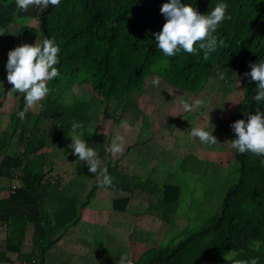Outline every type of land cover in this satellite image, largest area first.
<instances>
[{
    "label": "rangeland",
    "instance_id": "1",
    "mask_svg": "<svg viewBox=\"0 0 264 264\" xmlns=\"http://www.w3.org/2000/svg\"><path fill=\"white\" fill-rule=\"evenodd\" d=\"M41 9L33 5L22 11L15 0H0L1 173L15 175L11 166L21 158L31 162L29 173L34 175L45 173L50 163L57 165L67 174L77 175V183L88 187L90 195L94 193L97 204L110 201V222L121 228L118 237L109 239L121 241V254L126 251L135 261L144 254L163 253L166 243L201 220V212L216 209L225 184L234 178L230 124L243 113L240 87L230 72L214 69L200 93L192 95L171 88L163 78L165 63L158 61L151 65L152 75L144 79L140 90L103 111L78 74L65 81L58 94L49 81V93L40 102L42 110L38 112L39 105L30 109L20 130L11 136L9 116L19 93H9L13 86L4 82L8 52L39 39L36 16ZM221 72L224 79H220ZM153 79H159V86L153 85ZM197 99L203 101V107L191 112L182 109L181 100L191 103ZM124 121L131 127L125 128ZM74 122L83 124L78 131L96 149L102 166L111 168L108 174L114 187H98L94 175H89L92 181L85 180L84 174H90L87 165L68 147ZM197 126L213 131L219 143L210 147L191 138L188 133ZM117 134L125 137L124 149L112 156L105 147ZM109 251L107 254L114 255Z\"/></svg>",
    "mask_w": 264,
    "mask_h": 264
},
{
    "label": "trees",
    "instance_id": "2",
    "mask_svg": "<svg viewBox=\"0 0 264 264\" xmlns=\"http://www.w3.org/2000/svg\"><path fill=\"white\" fill-rule=\"evenodd\" d=\"M167 2L61 0L59 6L42 8L36 16L38 40L54 39L60 48L56 65L60 75L51 80L50 88L58 94L65 81L82 74L80 81L105 111L140 90L144 79L152 75L151 65L164 61L163 78L171 88L196 95L212 71L222 69L233 75L245 100L240 119L247 121L246 113L264 111V101L253 99L256 82L245 76L250 64L264 59V0H181L201 14L217 3L228 5L226 15L231 19H225L214 33L225 45L208 60L202 51L193 55L181 50L167 57L156 47L153 34L166 22L160 9ZM24 105L23 95L18 94L9 116L11 136L24 124L26 114L23 119L18 116ZM234 138L230 127V140ZM230 150L235 175L225 184L216 209L201 212V220L166 243L163 253L141 255L133 264H227L223 254L229 250L236 251L238 259L259 257V264H264V165L260 162L264 157ZM15 178L12 183L23 181Z\"/></svg>",
    "mask_w": 264,
    "mask_h": 264
},
{
    "label": "clouds",
    "instance_id": "3",
    "mask_svg": "<svg viewBox=\"0 0 264 264\" xmlns=\"http://www.w3.org/2000/svg\"><path fill=\"white\" fill-rule=\"evenodd\" d=\"M61 0H15L16 6L22 11H27L29 6L37 8H48L59 6ZM228 5L217 3L207 14H201L191 4L182 3L181 0H169L162 4L160 12L165 17V23L160 32L154 33L156 47L167 57H174L183 50L186 53L199 55L203 52V59L208 60L211 53L218 47H223L225 41L219 38L216 33L219 25L225 19H231L226 15ZM60 48L54 39L44 38L36 40L34 44L22 43L8 52L6 64L7 81L13 87L9 93L23 95L25 105L18 116L23 119L25 114L40 102L49 93L48 82L60 75L56 65L59 64ZM251 71L245 73L252 81L256 82V94L253 99L259 103L264 101V59L257 63L250 64ZM220 79L225 78L221 72ZM153 85L159 86V79H153ZM180 104L185 112H191L204 106L203 101L197 99L191 103L181 100ZM247 121L238 119L230 127L233 130L234 139L230 141V147L240 154L251 152L256 156L264 157V111L257 109L255 114H245ZM125 128H130L127 121L123 122ZM84 126L80 122L71 125L68 137L77 160L87 165L88 171L96 177L98 187H114L113 178L108 174L107 168L103 167V161L95 148L82 138L79 129ZM213 131H206L202 127H192L188 135L198 138L202 144L216 146L219 142L212 134ZM125 137L115 135L105 151L116 156L123 152ZM261 164L264 165V159ZM258 247V245H257ZM238 253L229 250L223 254L227 264H259V257L250 260L238 259ZM117 264H133V260L127 253L122 254Z\"/></svg>",
    "mask_w": 264,
    "mask_h": 264
},
{
    "label": "crops",
    "instance_id": "4",
    "mask_svg": "<svg viewBox=\"0 0 264 264\" xmlns=\"http://www.w3.org/2000/svg\"><path fill=\"white\" fill-rule=\"evenodd\" d=\"M20 160L11 166L15 175L0 173V264H19L30 256L38 264H117L121 241L109 236L118 237L121 227L110 222V201L97 204L94 193L90 195L88 187L77 183V175L57 165L50 163L45 173L34 175L29 173L31 162ZM11 174L13 180L18 176L23 181L12 183ZM84 175L85 180H93L91 173ZM11 185H17L14 194H10Z\"/></svg>",
    "mask_w": 264,
    "mask_h": 264
},
{
    "label": "built area",
    "instance_id": "5",
    "mask_svg": "<svg viewBox=\"0 0 264 264\" xmlns=\"http://www.w3.org/2000/svg\"><path fill=\"white\" fill-rule=\"evenodd\" d=\"M15 191H16V186L15 185H11L10 186V194H14ZM19 264H38V260L34 256H30L24 262H21Z\"/></svg>",
    "mask_w": 264,
    "mask_h": 264
}]
</instances>
